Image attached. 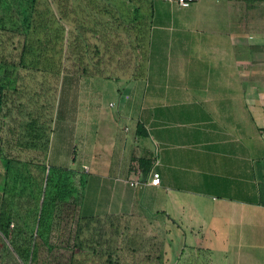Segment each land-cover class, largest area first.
<instances>
[{
	"label": "crops",
	"instance_id": "1",
	"mask_svg": "<svg viewBox=\"0 0 264 264\" xmlns=\"http://www.w3.org/2000/svg\"><path fill=\"white\" fill-rule=\"evenodd\" d=\"M51 1L71 30L77 11ZM78 1L127 2L131 26L147 19L143 73L111 71L129 78L115 81L117 114L81 122L76 169L96 178L90 217L128 222L114 239L135 249L129 264H264V45L234 29L231 0ZM126 43L136 60L134 32ZM2 152L0 140V183ZM151 170L158 185L146 183Z\"/></svg>",
	"mask_w": 264,
	"mask_h": 264
},
{
	"label": "rangeland",
	"instance_id": "2",
	"mask_svg": "<svg viewBox=\"0 0 264 264\" xmlns=\"http://www.w3.org/2000/svg\"><path fill=\"white\" fill-rule=\"evenodd\" d=\"M231 1L234 29L247 34L249 38L256 40L258 45H264V0ZM17 2L20 4L21 11L20 25L25 23L22 17L28 14L26 7L29 5H31L30 16L35 22L40 20L45 22L47 19L45 11L49 8L55 10V4L51 0H3V5L11 9L12 6L16 7ZM63 6L67 10L77 11L72 16L76 21L74 26L86 27L88 25L91 28L92 32L84 33L85 39L89 38L91 43L102 36H109L111 40H114L113 42L120 40L121 49L119 51H114V46H110L106 54L94 53L95 58L102 59L101 68L111 72L121 67H130L136 74L145 69V64L149 62L142 60L139 47H136L137 60L127 59L132 57L128 54L127 43L124 44L128 38L127 22L129 20L128 13H121L124 12L122 8L127 7V2L98 1L93 7L88 1L77 0L73 3L72 0H66ZM114 6L116 7L113 8ZM117 9L118 13H116ZM71 41L78 42L75 30H73ZM101 48L104 46L101 45ZM47 50L42 54L37 52L26 54L25 60L34 65L44 60L48 63L52 61V70L58 68V76L38 70L21 71V74L25 76L21 82L16 76L18 69L0 65V85L4 86L8 93L0 112V140L4 152H11L12 155L20 158L34 157L38 154L37 152H41V149L39 151L38 148L22 147L29 142L28 137H36L38 129L43 130L42 138L48 144L47 163L50 168L47 175L55 181L57 170L76 169L81 161L82 152L79 150L84 136L82 120L89 117L96 123L95 120L103 116V113L109 116L117 114V103L123 99V96L116 90L115 81L123 82L129 78L114 77L111 74V77L105 78L97 76L82 78L81 66L77 61L81 50L77 52L66 47V55L64 51L55 54L51 49L47 48ZM90 51L94 52L91 46ZM18 52L15 51V56ZM113 56L115 62L107 61ZM170 64L171 62H168V66ZM150 65L152 71L160 72L161 67L164 69L167 62L151 61ZM152 78L155 77H151L150 80L153 81ZM140 82L137 85L139 100L147 89L144 82ZM15 87L19 88L17 92L10 94ZM153 102L159 104V99L154 98ZM31 120L37 122L32 125V135L26 137L25 124ZM79 170L82 171V168ZM83 178L82 197L78 204V215L82 220L79 221V234L74 241L76 246L73 255L74 264H129L134 262L135 249H131L126 242L117 246V241L114 239V233L118 234L119 231H123V226L126 230L129 229L128 222L123 223L116 218H91V213L97 206L96 178L89 176L87 172L83 174ZM51 184L47 185L46 195L48 196L54 191ZM36 228V225L33 226V234ZM42 253L43 251L40 250L39 258L36 260L30 261V257L24 260L19 259L7 238L0 233V264H41Z\"/></svg>",
	"mask_w": 264,
	"mask_h": 264
},
{
	"label": "trees",
	"instance_id": "3",
	"mask_svg": "<svg viewBox=\"0 0 264 264\" xmlns=\"http://www.w3.org/2000/svg\"><path fill=\"white\" fill-rule=\"evenodd\" d=\"M3 4V0H0V65L18 69L16 76L21 82L25 79L21 71L38 70L58 76V68L52 70V61L48 63L44 60L34 65L25 60L26 54L34 52L42 54L47 48L55 54L64 51L65 55L66 47L77 52L81 50L77 61L80 63L83 75L111 77L110 71L101 68L102 59L95 58L94 53L106 54L110 46H114V51H119L121 49L120 40L113 42L114 40H111L109 36H102L91 43L89 38L84 37L85 32L87 34L92 32L91 28L74 26L71 30H67L65 21L68 20V16L58 4L55 5V10L49 8L45 11L47 17L45 22L33 21L30 16L31 5H29L26 7L28 14L22 17L25 23L21 25L20 6L19 9L15 6L10 9ZM122 9L124 12L121 13H128L127 7ZM72 20L75 19L72 18ZM146 21V17L142 15L137 19L136 26L133 24L131 26L129 21L127 22V30L130 34L134 32L135 49L139 47L142 52L139 55L142 56L144 62ZM73 30L76 31L78 42L71 41ZM124 44L126 45V42ZM101 45L104 48H101ZM90 46L94 52L90 51ZM15 51H19L17 56H15ZM90 54L93 57L89 56ZM107 61L115 62L116 60L114 61L113 56ZM142 73L143 71L129 78H136ZM18 89L13 88V93L10 92V94H15ZM7 95L4 86L0 85V112ZM36 122V120H31L25 124L26 137L32 135L31 128ZM43 135V130L38 129L36 137H28L29 142H26V146H21L26 149L38 148L39 151L41 149V152H37L38 154L34 157L20 158L12 155L11 152H2L1 160L4 171L0 183V233L7 238L19 259L24 260L30 257V261L36 260L42 250L41 264H74L73 255L76 249L74 241L79 234V221L82 220L78 215V204L82 197L84 172L77 169L57 170L56 180L49 178L47 175L50 168L47 163L48 144L43 140ZM48 183L54 188L50 196L46 195ZM35 225L37 228L33 234ZM53 226H56L57 234H51L50 229Z\"/></svg>",
	"mask_w": 264,
	"mask_h": 264
},
{
	"label": "built area",
	"instance_id": "4",
	"mask_svg": "<svg viewBox=\"0 0 264 264\" xmlns=\"http://www.w3.org/2000/svg\"><path fill=\"white\" fill-rule=\"evenodd\" d=\"M177 3L180 6H188L191 0H176ZM159 180H160V176L159 173L155 170H151L150 174H149V179L147 180V184L150 185H158L159 184ZM130 184L131 185H138V181L137 180H130ZM12 225V224H11Z\"/></svg>",
	"mask_w": 264,
	"mask_h": 264
}]
</instances>
